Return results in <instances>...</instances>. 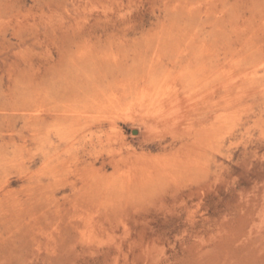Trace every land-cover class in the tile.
Here are the masks:
<instances>
[{"label": "rangeland", "instance_id": "obj_1", "mask_svg": "<svg viewBox=\"0 0 264 264\" xmlns=\"http://www.w3.org/2000/svg\"><path fill=\"white\" fill-rule=\"evenodd\" d=\"M0 264H264V0H0Z\"/></svg>", "mask_w": 264, "mask_h": 264}, {"label": "bare ground", "instance_id": "obj_2", "mask_svg": "<svg viewBox=\"0 0 264 264\" xmlns=\"http://www.w3.org/2000/svg\"><path fill=\"white\" fill-rule=\"evenodd\" d=\"M184 31H185V30H184ZM181 32H182V31H181ZM185 33H186V32H185ZM183 35H184V34H183ZM189 36L191 37V35H189ZM192 37H193V36H192ZM193 40H194V39H193ZM189 41H191V40H189ZM188 43H189V42H188ZM192 43H193V42H192ZM194 44H196V43H194ZM188 48H189V47H188ZM195 48H196V47H195ZM195 48H194V49H195ZM191 49H192V48H191ZM194 49H193V50H194ZM189 50H190V49H189ZM195 50H196V49H195ZM206 52H207V51H206ZM195 54H196V53H195ZM192 56H193V55H192ZM204 58H205V57H204ZM191 63H192V62H191ZM188 66H189V65H188ZM201 67H202V66H201ZM199 68H200V67H199ZM190 69H191V68H190ZM88 72H89V71H88ZM192 72H193V71H192ZM187 73H188V72H187ZM89 74H90V73H89ZM85 75H86V74H85ZM112 75H113V74H112ZM86 76H87V75H86ZM123 76H124V75H123ZM180 76H181V75H180ZM126 78H127V77H126ZM195 81H196V80H195ZM199 81H200V80H199ZM199 81H198V82H199ZM113 84H114V83H113ZM99 85H100V84H99ZM201 85H203V84H201ZM201 85H200V86H201ZM191 86H192V85H191ZM200 86H199V87H200ZM203 87H204V86H203ZM54 108H55V107H54ZM72 110H73V109H72ZM74 111H75V109H74ZM71 113H72V112H71ZM74 113H75V112H74ZM60 114H61V113H60ZM61 115H62V114H61ZM50 118H51V117H50ZM106 122H107V121H106ZM102 126H103V124H100V125H99V127H102ZM61 127H62V126H60V128H61ZM147 127H148V126H147ZM202 129H203V128H202ZM204 131H205V130H204ZM58 134H59V133H58ZM80 136H81V135H80ZM195 136H196V135H195ZM88 138H89V136H88ZM194 138H195V137H194ZM201 138H202V137H201ZM62 139H63V137H62ZM81 140H82V139H80L79 141H81ZM84 140H86V139H84ZM67 141H68V140H67ZM84 142H85V141H84ZM187 142H188V141H187ZM198 142H200V141H198ZM73 143H75V141H73ZM200 143H201V142H200ZM203 143H204V142H203ZM187 145H189V144H187ZM70 146H72V145L70 144ZM75 147H76V146H75ZM68 148H70V147L68 146ZM192 148H194L195 150H196V149L198 150V149H200V145H199L198 147H196L195 145H193ZM90 149H92V148H90ZM201 149H202V148H201ZM54 150H55V149H54ZM58 150H59V149H58ZM67 150H68V149H67ZM67 150H64V151H67ZM203 150H204V149H203ZM62 151H63V150H62ZM82 152H83V151H82ZM199 152H200V151H199ZM203 154H204V153H203ZM79 155H80V154H79ZM74 156H75V155H74ZM75 157H77V156H75ZM63 158H64V157H63ZM63 158H62V160L64 161L65 158H64V159H63ZM77 158H78V157H77ZM81 158H82V157H81ZM95 158H96V157H95ZM51 159H52V158H51ZM52 160H53V159H52ZM79 160H80V159H79ZM58 161H60V160H58ZM70 162H71V161H70ZM105 162H106V161L104 160L103 163H105ZM57 163H58V162H57ZM91 163H92V162H91ZM49 166H51V164H50ZM53 166H54V165H53ZM54 167H55V166H54ZM89 168H90V167H89ZM57 169H58V168H57Z\"/></svg>", "mask_w": 264, "mask_h": 264}]
</instances>
